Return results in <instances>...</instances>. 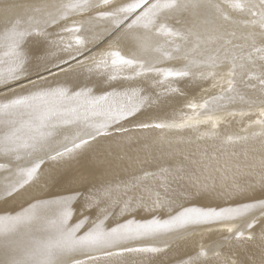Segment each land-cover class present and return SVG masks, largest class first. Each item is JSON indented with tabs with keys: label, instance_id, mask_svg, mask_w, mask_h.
<instances>
[{
	"label": "snow or ice",
	"instance_id": "6c2138e0",
	"mask_svg": "<svg viewBox=\"0 0 264 264\" xmlns=\"http://www.w3.org/2000/svg\"><path fill=\"white\" fill-rule=\"evenodd\" d=\"M14 8L24 11L0 25V202H14L46 164L78 158L105 141L109 148L119 145L136 131L159 130V142L170 144L167 134L182 143L184 130L206 126L197 139L220 138L224 146L264 143V0H57L6 5L5 12ZM238 27L248 30L243 44L233 43ZM201 46L207 54L197 59L191 53ZM172 60L184 64L160 66ZM194 68L205 70L194 73ZM194 75L211 78L218 93L188 100L189 111L178 119L136 121L145 109L183 96L176 82ZM149 76L160 89L152 95L140 84ZM239 84L258 88L260 97H247ZM237 101L247 110H229ZM237 115L249 118L244 134L220 137L225 117ZM259 164L264 169V156ZM182 171V166L174 169ZM172 174L158 165V172L144 170L115 185L72 187L0 209V264H126L128 255L166 254L169 244L155 241L197 228L226 232L227 240L252 241L259 227L264 240V176L258 196L234 186L245 198L223 205L173 207L174 201L158 191L150 202L115 195ZM72 183L84 184L86 178L73 177ZM165 209L166 216L157 214ZM141 211L148 215L137 218ZM207 256L201 246L177 264H200Z\"/></svg>",
	"mask_w": 264,
	"mask_h": 264
},
{
	"label": "bare ground",
	"instance_id": "6f19581e",
	"mask_svg": "<svg viewBox=\"0 0 264 264\" xmlns=\"http://www.w3.org/2000/svg\"><path fill=\"white\" fill-rule=\"evenodd\" d=\"M55 2L57 0H38L36 2L32 0H0V25L4 24L8 16L24 11L23 8H14L10 12H5L6 5L52 4ZM82 18L87 19V16L72 17L74 20ZM181 19L183 20V18ZM173 24L177 28L184 26L183 23L175 24L174 21ZM247 31L244 29L240 33L246 35ZM256 39L259 43L260 38L256 37ZM237 40L240 42V37H237ZM188 45L184 47L185 52L191 49ZM92 54V52L88 53V55ZM197 57L198 59L201 58L200 56ZM183 64V60H172L164 62L160 66L179 68ZM204 70L203 68H194L193 72L198 73ZM213 83L211 78L204 80L195 75L179 80L175 86L183 90V96L173 95L167 98L164 104L145 109L137 115L136 121L178 119L182 113L189 111L184 108V104L188 100H199L218 93L219 88H213ZM140 84L145 89L146 95L160 91L158 88H153L151 76L141 80ZM238 87L247 97H260L261 95L258 88L253 90L246 88L244 84H239ZM2 94L0 93V95ZM233 109L236 111L247 110V105L237 101L229 105V110ZM248 119V117H240L239 115L225 117L224 122L217 130L219 136L223 137L225 134L243 135L241 129L247 125ZM253 130L255 129H249V132ZM205 131H207L206 126H201L198 131L184 130L180 134L184 138L182 143H176V134H167L168 140L172 141L170 144L161 143L158 138L162 134L159 130L154 129L133 132L130 134L131 140L119 145L112 144L110 148L107 145L111 142L105 141L103 142L104 147L93 146L78 158L61 161L59 164L51 162L46 164L34 183L26 187L15 198L14 202H0V209L24 204L32 197L51 198L52 195L65 192L72 187L84 191L102 181H112L115 185L122 181H128L134 176L143 175L144 170L158 172V165L169 168L173 174L169 175L166 180L159 176L155 179L150 178L145 181L144 185L128 192L121 188L115 195L121 199H127L128 196L143 197L150 202V199L153 198V192L158 191L162 197L171 198L174 201L173 207H179L181 204L186 206L223 205L236 199H244L245 194L242 193L239 196L235 194L234 186L249 189L247 195L258 196L260 194L259 182L264 176V169L259 164V158L264 156V143L260 139H256L249 140L246 144L224 146L220 138H196L200 132ZM202 154H206V158L202 159ZM2 162L0 160V163ZM177 166L183 168L179 174L174 173ZM77 176L85 177L86 183L73 184V177ZM2 178L3 176L0 175V180ZM163 185L167 186V190ZM148 189L152 191L150 192ZM157 214L164 217L167 210ZM147 215L141 211L137 218ZM254 232L256 239L236 241L225 239L228 236L226 232H209L203 228L190 229L187 233L172 234L160 237L155 241L161 245L164 242L169 244L170 247L166 254L150 258L142 255H128L125 260L126 264H145L149 259H151L152 264H161V262L163 264H177L181 259L186 260L189 256H195L201 246H204L208 256L202 259L200 264H232L233 260L236 261V264H264V240L259 238V227L254 229ZM215 252H219L220 255H214Z\"/></svg>",
	"mask_w": 264,
	"mask_h": 264
},
{
	"label": "rangeland",
	"instance_id": "374dc122",
	"mask_svg": "<svg viewBox=\"0 0 264 264\" xmlns=\"http://www.w3.org/2000/svg\"><path fill=\"white\" fill-rule=\"evenodd\" d=\"M32 1H38V0H32ZM38 3V2H37ZM226 27L228 28V30L230 31V30H232V28H231V26L230 25H226ZM244 29H242V27H238L237 29H236V31H237V37H240V42L237 40V38H233V43L234 44H242V43H244V39H243V36H244V34L243 33H240L241 31H243ZM242 35V36H241ZM236 42V43H235ZM242 42V43H241ZM219 43H222V41H220ZM191 43H189V45H188V47L189 48H191ZM218 45H213V46H210L211 48H215V47H217ZM204 53L205 55L207 54L206 52H205V50H204V46H201V48L200 49H198L196 52H192L191 53V55L193 56V57H195V58H197L198 59V57L197 56H200L201 57V53ZM202 58V57H201Z\"/></svg>",
	"mask_w": 264,
	"mask_h": 264
}]
</instances>
